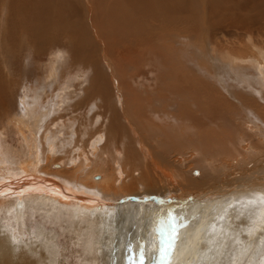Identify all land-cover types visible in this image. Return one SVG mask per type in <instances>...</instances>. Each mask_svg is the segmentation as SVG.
Returning a JSON list of instances; mask_svg holds the SVG:
<instances>
[{"label": "bare ground", "instance_id": "obj_1", "mask_svg": "<svg viewBox=\"0 0 264 264\" xmlns=\"http://www.w3.org/2000/svg\"><path fill=\"white\" fill-rule=\"evenodd\" d=\"M7 1V21L16 7V18L21 13V21L31 17L41 23L40 36L33 27L22 29L31 35L30 42L68 37L66 43L86 61L95 48L102 51L112 83L104 84L103 76L92 71L87 78L82 75V87L74 88V75L67 83L60 79L59 65L67 53L51 49L45 67L33 66L34 75L44 67L34 92L66 93L69 114L66 118L54 106L48 119L55 117L54 123L47 131L41 129V115L36 122L25 102V86H31L29 91L35 87L18 76L6 78L0 67V214L11 207L5 213L23 223L33 205L37 213L64 220V230L72 228L73 220L81 221L79 240L71 243L83 264H97L100 255L110 262L125 238L136 243L141 236L146 240L144 264H221V246L229 236L219 228L233 222L238 261L244 251L252 253L254 264H264V213L235 206L241 199L264 202V151L255 153L251 143L237 150L222 135V143L207 153L184 138L186 131L236 138L239 124L253 123L248 116L238 121L232 115L236 109L264 124L259 116L264 109V0H254L250 10L249 0ZM56 20L62 22L59 27ZM82 30L86 33L77 41ZM84 41L90 44L86 49ZM13 47L19 49L11 53L21 58L22 77L31 78L23 45ZM113 49L119 55L117 67L109 59ZM77 53L73 62L78 66ZM41 77L55 82L41 87ZM222 105L229 114L219 119ZM4 132L16 143L8 144ZM84 144L89 154L77 148ZM142 210L150 227L141 232L135 227ZM16 232L8 234L19 244ZM27 244L41 246L46 256L41 264H49L48 244Z\"/></svg>", "mask_w": 264, "mask_h": 264}, {"label": "rangeland", "instance_id": "obj_2", "mask_svg": "<svg viewBox=\"0 0 264 264\" xmlns=\"http://www.w3.org/2000/svg\"><path fill=\"white\" fill-rule=\"evenodd\" d=\"M104 2V0H102ZM81 3V0H80ZM249 7L248 10L252 9L251 6L254 4V0H249ZM32 5H36L35 3H31ZM237 4V5H236ZM235 7H239V3L236 2ZM80 6V4H78ZM6 8H5V7ZM85 8V6H81ZM12 16L9 21H7L9 9H8V1L7 0H0V59H6V62L0 63V67H3L5 69V73L7 74L6 78H12L18 76V79L20 78L21 80H26L28 82V85H33L35 89L29 91L30 87L25 86V102L30 105V114L35 115L32 118L35 119L36 122H39V118L37 116L41 115V129L46 127V130L49 131V127L54 123L52 122L55 117H52L51 120L48 122L49 116L52 114L54 111V106H57L60 110L61 114H65L63 116H67L69 113L65 111V102L63 99H67V94L63 93L60 94L59 97L57 95L51 94V91H45L41 88V94L36 95L34 92L36 88L38 87L37 84V77L40 78V72L42 71L41 69H44L45 64L47 63L50 59V54H51V49L55 50H65V53H67V56H64L63 61L59 65L60 70L62 71V75L60 76V79L65 81L66 83L72 79V84L74 88L76 87H82L81 81H82V75H86L85 78L89 77L90 73L92 71H97V74H100L104 78V84H107L110 86L109 83L111 81L110 73L108 72L109 68L106 65V59L103 56L102 51H100L98 48H95L94 52L90 53L91 59L89 61L84 60L85 56L82 55V53L73 46L71 41H68L71 43V47L66 43L68 37L62 38V40L59 42V40L54 39L55 36L51 35L47 39L52 40V43L50 41H46V39L41 38L42 40L39 41H34L30 42L29 38L31 37L28 36L26 33L23 32L22 29H25L28 31V28L33 27L34 28V33L36 35H39V32L41 31V23L39 21L33 20L30 16V19L28 21H21V13L20 15L16 18L15 14L17 12H20L16 7H12L11 9ZM53 14V13H52ZM79 15H74L75 19H78ZM82 16V15H81ZM86 18V15H85ZM62 22L60 20L55 21V25L57 27L60 26ZM39 26V27H38ZM38 27V28H37ZM40 28V29H39ZM62 28H59L61 30ZM39 32H36L38 31ZM10 31H12V38L9 37L8 34H10ZM85 30H82V33L78 34L77 41L78 39H81L85 35ZM41 34V33H40ZM40 36V35H39ZM42 37V36H41ZM26 38V39H25ZM64 39V40H63ZM70 40V39H69ZM47 43V44H46ZM66 43V44H65ZM20 44V46L23 45V50L25 51L26 59H27V65L31 67L30 73H31V78L28 77V79L22 77L23 71V63L20 59H15L17 54L12 56L11 51L13 50V46H16ZM49 44V45H48ZM84 44V45H83ZM44 45V46H43ZM48 45V46H47ZM61 45V46H60ZM90 44L84 41L81 45L82 48L86 49V46H89ZM47 46V47H46ZM53 46V47H52ZM49 47V48H48ZM18 49V47H15ZM14 48V49H15ZM77 49V50H76ZM19 50V49H18ZM72 51L74 52L75 55H73ZM113 55L110 56L109 54V59L110 63H112L115 67H117V59L118 58V53L116 50H112ZM81 53V60L79 65L77 66L73 60L78 57V53ZM8 55H10L8 57ZM73 56V59H72ZM114 56V57H113ZM12 57H15L14 59ZM84 57V58H83ZM116 57V58H115ZM113 59V60H112ZM43 64L41 65V69L39 68L40 72H37V75L33 74V71L35 67H33L36 64ZM74 65V66H73ZM91 66V67H90ZM74 67V68H73ZM90 67V69H89ZM69 69V70H68ZM118 71V68H116ZM71 70V71H70ZM91 71V72H90ZM128 71V69H127ZM108 72V74H107ZM75 73V74H74ZM66 74L68 76H66ZM89 74V75H87ZM73 75L75 77H73ZM71 76L73 78H71ZM80 76V77H79ZM71 78V79H70ZM78 78V79H77ZM84 78V79H85ZM83 79V80H84ZM110 79V80H109ZM67 80V81H66ZM79 81V82H78ZM45 82H55L47 77H41V87ZM77 82V83H76ZM108 88V86H107ZM110 88V87H109ZM28 89V90H27ZM158 89V87L156 88ZM30 92V93H29ZM32 93V94H31ZM29 96V97H28ZM31 96V99H29ZM110 99L113 98L112 96L109 97ZM114 100V99H111ZM115 101V100H114ZM54 102V103H53ZM63 103V104H62ZM223 106V105H222ZM224 109L220 110L221 112L218 111L217 117L219 119L226 118L227 113L226 110L229 108H226L223 106ZM63 108V109H62ZM236 108V107H235ZM217 110V107L215 108V111L212 112L215 113ZM63 111V112H61ZM235 112V111H234ZM78 114V112H77ZM231 114V113H230ZM232 115H237V119L239 121L240 116H248L249 118L252 119L253 123L249 124V121L243 124H239V129L240 132L238 135L233 138H230L232 134L228 133H220L216 131H207L211 132V137L209 138L208 134H201L199 132H187V135L184 136L185 140H190L192 142V145L199 146L201 151H205L207 153L214 151V145L221 144L218 139L221 138L222 135H224L227 139V142H232L233 144H236V149L239 150L240 148L245 149V143L246 145L251 143V146L254 148L255 153L259 154V152L264 151V124L254 115L250 113H242L239 112L236 109L235 114ZM54 116V115H53ZM259 116H262L264 119V109L262 112H260ZM67 118V117H66ZM86 117H83L81 119V122L86 121ZM105 122L107 121L105 118H102ZM83 120V121H82ZM65 121V119H64ZM80 122V123H81ZM48 124V125H47ZM244 127V128H243ZM191 129V128H190ZM245 129V130H244ZM247 129V130H246ZM243 130V131H241ZM5 133V132H4ZM220 133V134H219ZM7 138H8V144L12 142L13 144L16 143L15 140L11 137L10 133H5ZM248 135V136H247ZM196 136V137H195ZM3 137V135H2ZM194 139V140H193ZM217 139V140H216ZM246 139V140H245ZM252 139V140H251ZM241 141L238 143H235L233 141ZM249 140V141H248ZM245 141V142H244ZM196 143V144H194ZM200 145H199V144ZM202 143H204V146H202ZM7 144V145H8ZM76 143L75 145H77ZM213 145V146H210ZM8 147V146H7ZM203 149H208V150H202ZM77 148H81L85 153L89 154L90 150L88 149L87 145H80ZM259 149V150H257ZM173 154H176L174 152ZM4 159V156H2ZM173 159L175 160L176 157L172 156ZM222 154L220 157V160H222ZM92 159V156L91 158ZM175 161H178L176 159ZM264 161V159H263ZM257 165V163H254L253 166ZM231 164H228V161H226V167H230ZM184 169H187L185 166ZM202 191L205 192V187L202 188ZM252 200V201H251ZM250 198L249 199H241L236 206V208L240 211H255L257 214H262L264 213V202L263 203H258V205H255L253 201H260L259 199L256 198ZM35 207L33 205L28 206V209L25 213L26 219L24 220L25 226L22 227L21 222H18L13 218L12 216L10 217L7 213V209H12L11 207H6L2 211V214H0V264H41V257H46V256H41V251L42 247L41 246H28L27 243L29 244H34L37 242H45L48 244L51 248L48 250V254L50 253L51 256L49 257L50 259L46 260L49 264H83L82 263V257L77 255L78 254V249L77 246H73L71 241L73 240L75 242L76 238L79 240V234L81 232V229L83 228L82 222L79 220H73L71 222L72 228H69L67 230H64L67 228V224L64 220L59 221L57 220V216L51 214V215H42L41 212L37 213L34 209ZM34 209V212L32 211ZM33 212V213H32ZM140 218L138 219V223L136 224L135 228H138V230L146 231L150 227L148 224V219L146 215H143V210L139 211ZM5 215V216H4ZM42 216V217H41ZM27 221V222H26ZM49 222V223H48ZM81 223V224H80ZM236 223L230 222L229 225H224L223 227L221 226L219 229H224L225 233L229 236L228 241L226 242V245L221 246V256H220V261L221 264H254V259L252 256L251 252H247L246 254L242 253L243 259L242 262L240 263L238 261V253L235 251L233 248V245L235 243L236 237L235 236V231H238L236 228L232 227ZM23 228V233H19V230ZM29 230L31 231H28ZM74 228V229H73ZM8 229V230H7ZM15 229L16 233H14V236H17L18 241L20 240L19 244L17 242H14L13 240H10L9 238V232L13 231ZM248 230L250 231V235L252 234V237H255L254 233V226L251 225L248 227ZM48 231V232H47ZM53 231V232H52ZM76 233H75V232ZM5 232H7L5 234ZM78 232V233H77ZM40 234V235H39ZM53 236V237H52ZM45 237L52 238L50 242L45 240ZM16 238V237H15ZM31 238L34 239V241H31ZM36 240V241H35ZM250 240V239H249ZM13 241V242H12ZM54 242V243H53ZM25 243V245H23ZM3 245V246H2ZM146 245V240L141 236L137 238L136 243L132 240L131 237L125 238L121 246L115 247L113 249L114 252H112L111 257L108 260L110 262H107L106 258L102 255L99 256L97 264H140V259H139V252L140 250L145 249ZM17 246V247H16ZM131 246H135V250L131 249ZM247 245H245L246 247ZM16 247V248H15ZM15 248V251H11ZM59 249L61 252L59 255H55L53 253V249ZM117 251V252H116ZM21 252L22 254H20ZM138 255H137V254ZM264 255V254H262ZM232 256V257H231ZM237 259V260H236ZM253 259V261H251ZM8 261V263H7ZM91 264H96V263H91Z\"/></svg>", "mask_w": 264, "mask_h": 264}, {"label": "snow or ice", "instance_id": "obj_3", "mask_svg": "<svg viewBox=\"0 0 264 264\" xmlns=\"http://www.w3.org/2000/svg\"><path fill=\"white\" fill-rule=\"evenodd\" d=\"M132 250H135V246H131ZM139 259H140V264H144L145 261V253L143 250H140L139 252Z\"/></svg>", "mask_w": 264, "mask_h": 264}]
</instances>
